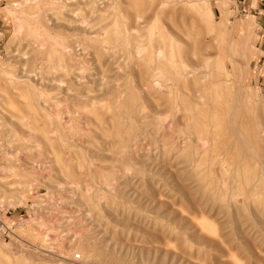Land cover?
I'll use <instances>...</instances> for the list:
<instances>
[{
    "label": "rangeland",
    "instance_id": "374dc122",
    "mask_svg": "<svg viewBox=\"0 0 264 264\" xmlns=\"http://www.w3.org/2000/svg\"><path fill=\"white\" fill-rule=\"evenodd\" d=\"M0 264H264V0H0Z\"/></svg>",
    "mask_w": 264,
    "mask_h": 264
},
{
    "label": "built area",
    "instance_id": "2783aa9c",
    "mask_svg": "<svg viewBox=\"0 0 264 264\" xmlns=\"http://www.w3.org/2000/svg\"><path fill=\"white\" fill-rule=\"evenodd\" d=\"M0 229L6 235L10 232V226L5 219L0 218Z\"/></svg>",
    "mask_w": 264,
    "mask_h": 264
}]
</instances>
